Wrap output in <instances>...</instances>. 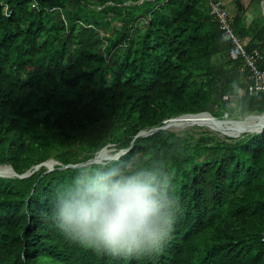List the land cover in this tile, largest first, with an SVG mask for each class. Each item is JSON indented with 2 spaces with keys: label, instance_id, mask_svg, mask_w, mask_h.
<instances>
[{
  "label": "trees",
  "instance_id": "1",
  "mask_svg": "<svg viewBox=\"0 0 264 264\" xmlns=\"http://www.w3.org/2000/svg\"><path fill=\"white\" fill-rule=\"evenodd\" d=\"M225 3L264 69V17ZM229 49L208 0H0V164L21 174L59 161L0 176V264H264V128L136 136L184 113L212 115L177 119L218 118V106L227 116L264 112ZM106 145L125 152L83 164ZM125 156L179 204L152 253L98 252L52 219L58 184Z\"/></svg>",
  "mask_w": 264,
  "mask_h": 264
},
{
  "label": "clouds",
  "instance_id": "2",
  "mask_svg": "<svg viewBox=\"0 0 264 264\" xmlns=\"http://www.w3.org/2000/svg\"><path fill=\"white\" fill-rule=\"evenodd\" d=\"M52 193V219L59 230L113 255L148 254L162 247L179 209L152 172L134 161L75 171Z\"/></svg>",
  "mask_w": 264,
  "mask_h": 264
},
{
  "label": "built area",
  "instance_id": "3",
  "mask_svg": "<svg viewBox=\"0 0 264 264\" xmlns=\"http://www.w3.org/2000/svg\"><path fill=\"white\" fill-rule=\"evenodd\" d=\"M209 13L217 21L222 39L230 44L229 55L231 58H242L247 69V86L249 94L261 93L264 95V69L258 67L257 61L261 57L258 49L248 50L245 40L234 30L231 17L224 0H208ZM6 9V7H5ZM223 100L228 101L227 94Z\"/></svg>",
  "mask_w": 264,
  "mask_h": 264
},
{
  "label": "rangeland",
  "instance_id": "4",
  "mask_svg": "<svg viewBox=\"0 0 264 264\" xmlns=\"http://www.w3.org/2000/svg\"><path fill=\"white\" fill-rule=\"evenodd\" d=\"M226 1H229V0H225V2ZM243 3L245 5H247V7H248L247 11H250V12H248L250 15L252 13H253V15L255 14V16H259L260 14H262V16L264 17V9L261 6L260 0H243ZM225 5H227V3H225ZM232 8H233V5H230V10ZM216 109L222 111L221 115L218 118H202V117H188L187 116V117H183L180 119L170 121L168 123V128L170 130L177 131V132H181L185 129H195V130H199V131L207 130V131H209L211 133H215L221 137L227 136V135H224L225 132L236 133V132L245 131V129L234 127L230 122L225 121V120H232V119H243L245 116H242L238 113H234L232 116H227V111L224 110L223 107L218 106V107H216ZM256 130L251 129L249 131H256ZM244 133H247V132H244ZM241 135H239V136H241ZM122 153H124V150L116 151V150H114V147L112 145H110L106 149L101 150L99 152V155L96 158L103 157V156L111 157V158L112 157L117 158V156L119 157L120 154H122ZM111 158H109V159H111ZM105 160L97 159V162L105 161ZM1 165H3V164H1ZM53 167H54V165H53Z\"/></svg>",
  "mask_w": 264,
  "mask_h": 264
},
{
  "label": "water",
  "instance_id": "5",
  "mask_svg": "<svg viewBox=\"0 0 264 264\" xmlns=\"http://www.w3.org/2000/svg\"><path fill=\"white\" fill-rule=\"evenodd\" d=\"M260 2H261V6L263 7V9H264V0H260ZM201 113H209V114H211L209 111H201V112H197V113H184V114H181V115H178V116H175V117H172V118H169L168 120H166L165 121V123L164 124H162V125H160V126H156V127H151L150 129H148V130H141L136 136H143V135H147V134H150V133H152V132H154V131H156V130H159V129H165V128H168V122L171 120V119H173V118H177V117H179V116H183V115H194V114H201ZM262 113H264V112H262ZM251 114H253V113H251ZM259 114H261V113H259ZM212 115V114H211ZM248 115H250V114H248ZM247 115V116H248ZM213 117H215V116H213ZM264 128V127H263ZM263 128L262 129H260V130H258L257 132H261L262 130H263ZM108 146L106 145V146H104L101 150H103V149H106ZM100 150V151H101ZM99 151V152H100ZM120 151V150H119ZM124 152H125V150H124ZM98 154V153H97ZM96 154V155H97ZM96 155L93 157V158H91V159H89L87 162H84L83 164H85V163H89V162H97V158H96ZM118 157V156H117ZM113 158V157H112ZM106 160H108V159H106ZM99 162H101V161H99ZM55 164H59V161H57V160H55L54 158H50V159H48V160H46V161H44V162H41V163H39V164H36V165H33L30 169H27L25 172H23V173H17L14 169H13V167L10 165V164H3V165H7V166H9L12 170H13V173H14V175L13 176H17V177H20V178H23V177H26V176H29L33 171H35V170H37L40 166H45L46 167V169H47V171H49V170H51V169H53V165H55ZM82 164V163H81ZM1 165V164H0ZM69 165H72V164H69ZM76 165H79V164H74V165H72V166H76ZM65 167L66 166H68V165H64ZM0 176H3V175H0ZM12 176V177H13Z\"/></svg>",
  "mask_w": 264,
  "mask_h": 264
},
{
  "label": "bare ground",
  "instance_id": "6",
  "mask_svg": "<svg viewBox=\"0 0 264 264\" xmlns=\"http://www.w3.org/2000/svg\"><path fill=\"white\" fill-rule=\"evenodd\" d=\"M177 118H173L172 120H176ZM169 121V122H170ZM226 122H230L234 127L251 130L257 129L256 131L262 129L264 127V113L261 114H250L245 116L243 119H232L225 120ZM168 122V123H169ZM0 175L12 177L14 175L13 170L7 165H0Z\"/></svg>",
  "mask_w": 264,
  "mask_h": 264
},
{
  "label": "crops",
  "instance_id": "7",
  "mask_svg": "<svg viewBox=\"0 0 264 264\" xmlns=\"http://www.w3.org/2000/svg\"><path fill=\"white\" fill-rule=\"evenodd\" d=\"M243 1V0H242Z\"/></svg>",
  "mask_w": 264,
  "mask_h": 264
}]
</instances>
